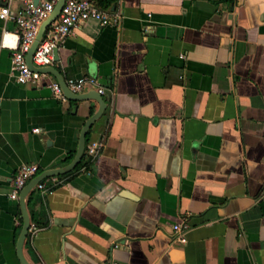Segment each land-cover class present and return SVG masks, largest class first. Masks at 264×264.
Wrapping results in <instances>:
<instances>
[{
    "label": "crops",
    "instance_id": "0c3cea01",
    "mask_svg": "<svg viewBox=\"0 0 264 264\" xmlns=\"http://www.w3.org/2000/svg\"><path fill=\"white\" fill-rule=\"evenodd\" d=\"M106 11L119 25L75 29L38 85L16 80L2 40L17 23L0 18V264H21L10 197L20 168L70 164L101 94L85 164L28 199V261L264 264V0H117ZM63 76L97 85L62 100L50 84Z\"/></svg>",
    "mask_w": 264,
    "mask_h": 264
},
{
    "label": "built area",
    "instance_id": "2783aa9c",
    "mask_svg": "<svg viewBox=\"0 0 264 264\" xmlns=\"http://www.w3.org/2000/svg\"><path fill=\"white\" fill-rule=\"evenodd\" d=\"M4 6L0 12V18L8 20L14 18L17 23V31H5L2 45L13 50V71L16 80L21 84H40L42 76L45 73L35 72L27 62V53L34 42L41 23L54 11L60 0H39L34 4V0H20L23 2V8L15 14L12 12L11 4L14 0H0ZM98 20L102 25H119L121 16L118 13L109 12L98 8L91 0H66L63 8L57 18L47 29L43 40L34 52L33 62L37 67H43L54 61V50L59 48L64 40L73 34L75 29L79 28L88 20ZM69 88L74 92H81L88 86H96L97 81L94 78L83 77L79 79L67 80ZM55 97L67 100L59 82L50 84ZM104 93L105 89L100 88ZM36 131H39L38 129ZM100 144L92 143L89 146V153L96 155ZM39 168L34 164H24L14 180V190L10 194L13 199H18L21 190L38 174ZM40 188L44 187L41 182ZM186 224L184 222L174 224L173 228L180 233L179 240L187 242L183 234ZM35 228V225L32 226ZM109 264H121L112 260Z\"/></svg>",
    "mask_w": 264,
    "mask_h": 264
},
{
    "label": "water",
    "instance_id": "95a60500",
    "mask_svg": "<svg viewBox=\"0 0 264 264\" xmlns=\"http://www.w3.org/2000/svg\"><path fill=\"white\" fill-rule=\"evenodd\" d=\"M66 0H60V2L56 5L54 11L50 14V16H48L40 25L38 33L36 35V38L34 40V42L32 43V46L29 50V52L27 53V62L29 64V66L32 68V70H34L35 72H49V70H45L46 67H37L34 62H33V55L35 50L37 49V47L39 46L40 42L43 40L44 35L47 31V29L49 28V26L57 20L63 5L65 3ZM35 4H38L39 0H34ZM58 55V48L54 50V56L55 58ZM64 86H62V84L60 83L62 90L64 92V94L67 96V98H69L70 100L73 101H84L89 99L86 96H81L79 93H75L74 91H72L68 84L66 79L64 78ZM91 98V97H90ZM93 99H96L99 104H100V108L99 110L93 115L91 116L88 121L86 122L85 126L82 129L81 135H80V139H79V145H78V150L76 153L75 158L73 159V161L68 164L67 166L61 167V168H56V169H51V170H47L37 176H35L20 192L19 195V201H20V205H21V211H22V219H23V227H22V231L20 233L18 242H17V252H18V258L21 262V264H32L30 261H28V259L26 258L25 254H24V246L29 234V230L31 228L32 225V217L28 208V199L30 194L37 188V186L46 178L51 177V176H56V175H63V174H67L69 172H71L72 170H74L77 165L81 162V160L83 159L85 152H86V147H87V134L89 129L91 128V126L98 121L104 114L107 105H106V100L105 97L101 94L100 98L98 97H92ZM51 139H54V134H50L49 135ZM110 190L112 188H109ZM120 194L122 196H126L129 198H134L136 199V196L130 192L129 190H121ZM41 206V205H39Z\"/></svg>",
    "mask_w": 264,
    "mask_h": 264
},
{
    "label": "trees",
    "instance_id": "16d2710c",
    "mask_svg": "<svg viewBox=\"0 0 264 264\" xmlns=\"http://www.w3.org/2000/svg\"><path fill=\"white\" fill-rule=\"evenodd\" d=\"M98 8L103 10H111L117 0H91ZM85 164V158L77 165L74 171L79 170ZM34 196V191L30 194L29 199L31 200Z\"/></svg>",
    "mask_w": 264,
    "mask_h": 264
}]
</instances>
